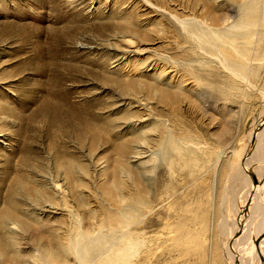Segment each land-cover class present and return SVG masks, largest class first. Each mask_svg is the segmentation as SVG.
Here are the masks:
<instances>
[{
  "label": "rangeland",
  "instance_id": "1",
  "mask_svg": "<svg viewBox=\"0 0 264 264\" xmlns=\"http://www.w3.org/2000/svg\"><path fill=\"white\" fill-rule=\"evenodd\" d=\"M256 2L0 0V264H35L46 251L85 264L62 251L77 229L91 243L115 228L96 257L122 241L114 219L148 199L146 230L160 238L139 235L131 264H228L237 246L256 263L262 235L243 242L259 220L248 176L264 177ZM243 17L255 21L236 31L242 71L189 30ZM169 137L191 150L189 165L161 154Z\"/></svg>",
  "mask_w": 264,
  "mask_h": 264
},
{
  "label": "bare ground",
  "instance_id": "2",
  "mask_svg": "<svg viewBox=\"0 0 264 264\" xmlns=\"http://www.w3.org/2000/svg\"><path fill=\"white\" fill-rule=\"evenodd\" d=\"M257 2H258V0H257ZM255 7H256V5H255ZM254 21L251 17H243L240 20V23H238V24L233 23L229 26V28H227L228 30H225V29L221 28L220 26H217V24H215V23L211 22L210 24H208L205 21L203 22L202 20H198V21L195 20L196 23L193 24L192 26H190L189 30H190V32L193 33V35H196V40L199 41V44L201 43L200 41H203L205 43V45L208 46V48H210V50H218L219 52L222 51L224 54H226V56H225L226 60L230 64L238 67L237 69L241 70L244 68V64L241 62L243 60H245V54L244 53L247 50H245V52H238L240 48L238 49V46L236 45L235 41L240 36L237 34L236 31H238V29L241 27H245V28L246 27L248 28V26L251 27L252 25H254ZM250 35H251V33H250ZM243 37L248 38L249 32H246ZM231 50H233V51L231 52ZM234 58H238L239 60L238 59L235 60ZM261 125H264V120L261 122V124L259 126L261 127ZM257 133H258V130L254 131L253 134L251 135V139L253 137V141L250 140L251 145H253L254 142L256 141L257 136H258ZM188 138H190V137H188ZM184 141H187V140L185 139ZM158 146L160 148L162 155L172 154V155L177 156V157L180 156L182 163H184V165L190 164L188 162V159H186L185 157L191 152V150L188 147H185L182 145V140L177 141V140L173 139L172 137H169V138H166L164 141H162V143H159ZM260 154L262 157V158L261 157L260 158L263 159L264 153L262 152ZM177 157H175V158H177ZM243 159H244V161H242V163L244 162L243 164L245 165L246 156L243 157ZM179 161L180 160H178V162ZM218 164H219V159L216 160L215 167ZM245 170L247 171L246 167H245ZM261 178L262 177H258V174H257L258 181H260ZM248 180L250 181V183L252 182L250 175L248 176ZM147 183H148V181H147ZM260 191H262V193H260ZM254 192L256 194V199L258 200L254 210L256 211V214L258 215V216L257 215L256 216L259 217L258 218L259 222L257 221L256 222L257 224L256 223L254 224V229L252 230L253 233L249 232V234L246 236V238L243 242H245L249 239L254 240L257 237L259 238L260 235H262V236H260L261 238H260L259 243L257 244L256 247H254V248H257L256 254L258 256V259L253 260V261H256V263L249 262L250 264L251 263L252 264H261L259 261L260 255H261L260 248L262 249V247L264 245L263 244V242H264V182L262 183V185L254 186L252 184L251 185V193H254ZM166 193H168V191ZM150 202H151V199H148V203H147V205L145 204L146 206L144 205V207L143 206H137L136 207L134 205V207L133 206L130 207L132 210V212H131L132 214L123 215L122 217H116L114 219V221L118 223L117 226L124 229L123 231H121L122 234L120 236H118L117 238H115V239H120V240L122 239V241L108 245L106 249L100 251V254L98 256L94 257V254L98 248H101L103 246V244L106 243V242H104V240L105 239H114L113 234H114L115 228L109 227L108 228L109 233H104V232L102 233V231H100L98 233L99 234L98 237L96 238V239H98V241L91 242V243H90V235L88 237V235L86 233H84V232H82L76 228L79 231L77 233V237H75V236L71 237L72 239H75V241H71V242L69 241L68 245L65 248L63 245L62 251L64 252V250H65V251H72V252L76 253L78 255L79 259L82 260V262L85 264H95V263L96 264H131L132 263L131 262L132 257L136 254L138 247H140L142 245V239H140L139 235L144 233L145 239H159L160 238V234L158 237H156L157 236L156 234L154 237L153 236L149 237L148 233H147L148 231L146 230L149 227V226H147V224L150 223V221H147L145 219H146L147 215L152 212V210H155L152 205H149ZM249 204H250V201H248L246 208H248ZM140 211L143 212V216L141 217L140 221H136V222L131 221V219H134L135 213L137 215V213H139ZM130 221H131V223L133 222V226L137 225V223L143 224V229L141 231H137V229H135V230L131 229V226H129ZM251 240H249V241H251ZM79 241H82L81 245H80ZM249 243H251V242H249ZM253 244L254 243H251V245H253ZM242 245H240V246H242ZM248 247H249V245H248ZM245 250H247V249H245ZM249 250H251V249H249ZM244 253H246V252H244V250L242 248L239 249L237 246L234 249L233 253L231 254L230 259H228V264H243ZM234 254H236V255H234ZM254 258H256V257H254ZM96 259H98V261ZM147 259H148V257H146V260ZM246 259H247V261H250L251 258L247 257ZM263 259H260V260L262 261ZM56 261H57V257L55 256V254L51 251L50 252L46 251L44 254H42L41 256H39L35 259V264H56L57 263ZM58 264H60V263H58Z\"/></svg>",
  "mask_w": 264,
  "mask_h": 264
},
{
  "label": "water",
  "instance_id": "3",
  "mask_svg": "<svg viewBox=\"0 0 264 264\" xmlns=\"http://www.w3.org/2000/svg\"><path fill=\"white\" fill-rule=\"evenodd\" d=\"M259 128H260V127H258V129H259ZM251 140L253 141V137H252ZM249 175H250V177H251V179H252V183H253L254 186H256V185H262V183L264 182V177H262V178L260 179V181H258L257 176H256L255 173L250 172ZM259 241H260V239H256V241H255V242H256V245L258 244ZM261 264H264V259L262 260V263H261Z\"/></svg>",
  "mask_w": 264,
  "mask_h": 264
}]
</instances>
